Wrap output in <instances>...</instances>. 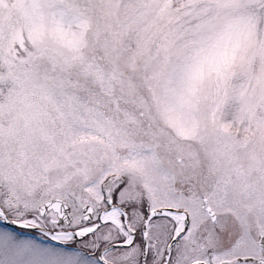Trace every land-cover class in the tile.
I'll use <instances>...</instances> for the list:
<instances>
[{
  "label": "snow or ice",
  "instance_id": "obj_1",
  "mask_svg": "<svg viewBox=\"0 0 264 264\" xmlns=\"http://www.w3.org/2000/svg\"><path fill=\"white\" fill-rule=\"evenodd\" d=\"M0 264H264V0H0Z\"/></svg>",
  "mask_w": 264,
  "mask_h": 264
}]
</instances>
